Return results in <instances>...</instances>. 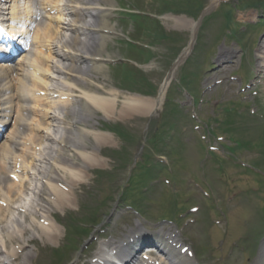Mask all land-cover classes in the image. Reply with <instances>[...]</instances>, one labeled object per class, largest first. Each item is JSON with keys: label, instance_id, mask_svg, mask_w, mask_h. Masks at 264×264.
I'll return each mask as SVG.
<instances>
[{"label": "rangeland", "instance_id": "rangeland-1", "mask_svg": "<svg viewBox=\"0 0 264 264\" xmlns=\"http://www.w3.org/2000/svg\"><path fill=\"white\" fill-rule=\"evenodd\" d=\"M117 1L124 5L131 2V0ZM133 1H137L139 8L154 14L162 13L163 10H172V13L164 12L160 16V22L154 21L156 25L150 21L142 27L135 25L129 19L116 21L117 15L111 17V23L115 24L117 28V35L106 46L109 55L117 62H128V59H132L133 63L139 65L141 70L132 68L130 69L132 72L127 74L126 68L122 66L115 68V65L110 66V64L102 72H88L95 84L89 86L90 90L104 95L112 90L118 92V101L113 109L114 118L107 120L102 117L100 112H97L100 124L103 126L105 121H107L106 123H118V130L127 131L132 138L127 141L124 137H118L111 133L112 136L104 144L101 143L102 145H95L94 139L89 136L87 139L92 140H88L89 144L87 140L72 142L78 147H90V151L95 150L96 152V149H99L103 156L104 154L117 156V152L123 151L122 147L125 146L124 153L127 152L125 158H123L124 153L122 156L119 155L118 159L115 158L116 161L110 158V160L98 158L100 161L99 163L97 161L98 166L90 168L80 158H76L74 152L69 150L70 148L64 151L63 158L74 159L69 162L82 170L80 173L85 176V181L75 185L74 195L67 194L70 197L69 205L63 209L57 208L47 214L50 220L51 216H54L61 222L60 226H57L58 237L48 240L37 234L28 243L27 235L25 236V249L32 255L30 263L27 264H53L51 258L54 253L51 249L66 246V244L73 243V246L67 247V252L60 262H64L72 256V258H79L81 261L75 264H81L85 262L84 255L87 252H92L93 255L97 252L99 249L98 240L94 241L91 237L89 241L84 240L83 236L72 240L65 238L64 226L70 227V217H68L70 213L79 217L97 216L103 212L111 217L113 213V222L116 221V225L110 226L107 222L102 223L103 227L107 226V236H104L111 240L124 238L129 228L138 224L137 219L140 217L130 209L121 206L122 204L117 202L118 195L134 167L132 160L139 151L144 138L148 140L150 136L158 134V137L162 134V140L158 141V137L153 139L157 140L156 143H149L145 140L144 151L151 154V160L155 154L167 155L170 168L167 172H160L159 168H153L155 174L145 184L136 185L135 193H129L126 204L134 206L136 200H141V206L135 205L140 207L146 217L153 219L185 213V216L182 217L183 220H180L181 223L190 213L186 209L181 210L182 206L189 208L199 204L201 209L189 214L196 218L195 222L191 223L190 217H188L184 228L177 224V230L181 233L180 236L184 243L198 251V256H196L198 264H253L257 255V245L258 243L262 244L264 240L260 242V234L264 233V63L259 58L264 41V0H229L230 3L239 6L236 10H233V6L229 4H223L222 7L218 4L214 5L212 10L218 7L222 8L220 13L222 18L220 16L208 18L204 22V26L197 28L198 33L200 31V41L196 45L198 49L195 47L198 51L195 54H190L187 60L180 65L165 95V99L170 98L169 105L177 103V107L182 113L164 114L163 111H165L168 102L167 99H164L166 103L163 102L164 104L151 116L149 113L140 114L134 110L129 112L122 110V100L129 92L120 89L119 85L138 88L134 81L145 79L154 87L160 86L177 52L188 47L196 22V17L174 13L186 9L194 10L202 3H205L204 6H208L213 0H178L177 4H173L170 2L171 0ZM241 2H246L249 5L257 2V5L256 7L240 8ZM115 4H117L116 0ZM228 16L232 17L230 24H228ZM252 23H259V27L250 25L245 29L246 24ZM156 28L161 30L160 34L166 33L167 35L161 36L162 40L159 41V38L157 44L151 47L153 57L150 60L146 61L143 55L141 56L125 45V36L138 39L145 45L153 39V31L157 30ZM239 30L242 34H238ZM228 36L233 37L228 39ZM234 36L235 39H233ZM57 40L54 41V45ZM54 48L57 50L56 47ZM193 50L194 48L192 52ZM220 55H222L221 60H219ZM54 61L62 62L59 56H56ZM58 76L57 72H52L50 79H55L50 83H57L63 87L60 79L59 82L57 81ZM177 76H179V86L187 87L191 95L197 97V103H193L189 95H184V89L177 90L175 87ZM245 83L250 88H245ZM256 91L257 96L255 95ZM156 97L157 93L151 99ZM179 99L182 102L178 103ZM228 107L240 113L241 109H245L244 107H252L251 110L254 111L252 114L246 109L242 110L241 117L238 116L239 114L232 113L233 119L227 120L225 115ZM191 116L194 119H188ZM165 121L169 124L175 123L174 127L167 126ZM195 125L199 128L194 129ZM60 131V129L55 131L56 137L59 136ZM207 131L211 134H207ZM171 134L172 138L169 137ZM204 134L206 137L202 139ZM217 137L223 139L218 140ZM209 144L213 147L218 146L211 157L206 153ZM43 146L47 148H41L42 150L39 151L40 157L36 161V167L40 172L38 173L36 170L34 172L33 188L39 186L49 162L58 155L56 152L57 143L49 141L45 142ZM114 149L115 151L112 152L111 150ZM60 156L62 155L60 154ZM231 159H234L235 162ZM243 161H246V169L251 173L234 165ZM150 163L153 164V161ZM100 167L108 171L112 170V179L95 177L94 171ZM254 171H258L259 174ZM57 173L59 170H54L53 174ZM159 173H163L164 178L167 176L170 180L169 183L160 181L155 184L151 182ZM195 182L199 183L200 188L206 183L207 190L210 191L212 197L206 198L205 201V196L201 195ZM254 186L263 193L253 192ZM31 196L32 194H29L27 198ZM93 210L96 211L92 213ZM216 218L222 219V223L215 225ZM153 227L162 231L171 229L170 232H173L176 229V224L157 223ZM94 233L97 232H92L91 236ZM83 242L86 243L85 246L77 252L74 251V246L76 248ZM14 246L18 252H21L20 254L25 253L18 244L12 245V247Z\"/></svg>", "mask_w": 264, "mask_h": 264}, {"label": "bare ground", "instance_id": "bare-ground-1", "mask_svg": "<svg viewBox=\"0 0 264 264\" xmlns=\"http://www.w3.org/2000/svg\"><path fill=\"white\" fill-rule=\"evenodd\" d=\"M58 1L60 0H40L39 5L34 0H9V11L11 14L10 33L22 37L25 34L28 36L30 35L32 43L29 47L30 51L28 50L21 55L16 62L19 71V73H17L18 75L15 77V75L11 76V74H9L13 82L8 81L5 70L0 66V114L6 113V104L13 103V90L18 86L23 88L21 90V97L29 103L28 106L24 104L15 105L16 108L11 111L13 112L11 128L5 132L6 134L4 137L2 136L4 140L0 143V248L2 246L6 248V259L9 261L6 263L0 260V264H26L31 260L32 255L25 249L24 241L26 235L30 234L29 240H32L33 236L36 234L48 240L58 237L59 232L56 228L57 226L54 224L55 222L44 224L36 221L37 219H35V217L39 215V211L47 214L49 211H53L57 208L66 207L70 203V198L64 191L66 188H64V186L58 187L55 182L57 177L54 178L52 170L60 169L65 173V178L64 176H59L56 181L63 182L65 186L68 185L70 191L75 184L81 181L80 174L73 170V164H70L62 158L59 159L60 151L64 152L66 148L70 146L75 148L76 146H74L72 142H75V140L81 141V138H85L88 135L93 137L95 145L104 144L109 137L105 132L94 129L87 130L76 124L74 125V123L78 121L84 122L87 116L94 114V110L101 111L103 115L108 118L115 108V97H104L95 91H89V86L91 85V80L89 79L91 78H87V73L89 71L102 72L104 69V61L106 58L110 57L106 45L107 41L110 39V35L116 29L115 25L109 21L113 0L66 1L65 6L70 11V14L79 13L84 14V16L78 19L71 18L68 27L73 36L69 38L65 37V41L61 40L59 42L61 43L60 49L63 51L62 54H60V58L65 59L67 62L60 65L54 63V65L52 64V66H50L49 63H46L48 60L46 59L45 53L39 49L43 50V47L49 49L50 45L48 42L59 34V29L61 27L58 26L59 21H57L58 19L60 20V10L57 6ZM40 8L42 10L55 9L58 14L47 16V21L44 22L46 17H41L39 14ZM84 17H89L90 20L81 26L79 22L83 21ZM66 48L67 52L64 50ZM261 48L262 52L259 58L260 61L264 63V46H261ZM221 58L222 55H220L219 60H221ZM50 62L52 63L53 61ZM52 68L61 73L63 76L62 80L71 87L70 89L74 88L78 90V95H69L72 97L74 96L79 104H77V109L66 108V110L62 111L64 116H70L73 120L65 123V129L63 132H60L61 137H59L58 142L61 148L58 155L52 158L53 162L50 163V169H45L43 172L46 181L42 182L36 192L38 198L26 200L22 193L33 189L29 187L30 181L27 175L29 174L28 169L34 167L33 161L35 154L33 150L29 149L27 144H31L35 147V143L38 142V140H42L39 132L42 130V126L45 125L43 123V114H50L49 109L54 106V104L51 103L47 108L45 103L44 105L39 104L41 100L46 102L47 98L35 96L34 93L43 90L42 87L45 84L46 76ZM172 71H174V68ZM24 76L30 78V82L24 80ZM29 84H32V87H27ZM83 84L84 86H82ZM166 89L167 85H164L157 99L154 100L140 99L135 96L131 97L132 99L127 98L126 101L123 102L124 105L122 106V110L128 112L134 110L136 113L140 114L154 112L160 106ZM27 107L32 110L33 117L35 118L31 123H35L36 125L23 139L21 145L18 137L21 134L20 131L25 130V128L24 126H15V119H23V115H20L18 112L21 108ZM36 112H40V115ZM83 149L76 150V157L80 158L85 164H88L89 167H92L95 162L94 153H88L87 151L86 153ZM37 172L39 173L40 171L37 169ZM9 175L11 180H9ZM6 180L10 182L9 185H7ZM47 192L52 196L47 195ZM18 202H24V205L27 206V212L22 215L21 219L10 217L7 212L13 207V203ZM4 205H6V207H4ZM139 235H141L139 228L131 230L120 245L112 248L117 250V255L113 256L110 254V260L119 258L123 253L122 249L129 248V245H131L129 252L132 253L134 250L133 243L140 239ZM152 239L156 241L155 243L158 244V247L162 250L161 252L166 256L165 259L168 260L170 264H193V260L189 258L188 254L178 249L177 243L179 241L176 235L164 234L161 236L157 234L156 237H152ZM133 240L135 241L132 242ZM169 240H171V243H168ZM12 244H18L19 247L24 250V255L21 256L14 248H11ZM112 245L111 241L103 242L101 243L99 251L103 254L105 253L104 247L108 248ZM112 249L110 251H112ZM1 252L3 251L0 249V253ZM97 256L99 257V255ZM102 256L106 258L105 254ZM106 262H109V259H106ZM254 264H264V241L258 250Z\"/></svg>", "mask_w": 264, "mask_h": 264}]
</instances>
